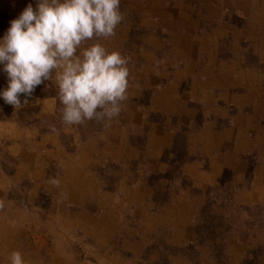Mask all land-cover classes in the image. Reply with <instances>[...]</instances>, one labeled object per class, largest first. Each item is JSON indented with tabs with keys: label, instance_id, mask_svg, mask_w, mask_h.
I'll return each instance as SVG.
<instances>
[{
	"label": "rangeland",
	"instance_id": "rangeland-1",
	"mask_svg": "<svg viewBox=\"0 0 264 264\" xmlns=\"http://www.w3.org/2000/svg\"><path fill=\"white\" fill-rule=\"evenodd\" d=\"M36 3L0 0V39ZM120 10L85 45L129 59L117 118L63 124L56 72L0 98V264H264V0Z\"/></svg>",
	"mask_w": 264,
	"mask_h": 264
},
{
	"label": "clouds",
	"instance_id": "clouds-1",
	"mask_svg": "<svg viewBox=\"0 0 264 264\" xmlns=\"http://www.w3.org/2000/svg\"><path fill=\"white\" fill-rule=\"evenodd\" d=\"M123 18L120 0H37L35 8L28 4L0 39V65L8 80L0 98L15 109L27 106L36 87L56 72L63 124L117 118L128 98L129 59L99 42L85 45L115 36ZM9 261L25 264L19 251Z\"/></svg>",
	"mask_w": 264,
	"mask_h": 264
}]
</instances>
